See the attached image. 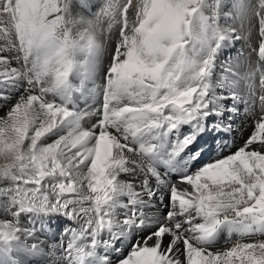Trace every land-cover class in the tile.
<instances>
[{
	"label": "snow or ice",
	"instance_id": "6c2138e0",
	"mask_svg": "<svg viewBox=\"0 0 264 264\" xmlns=\"http://www.w3.org/2000/svg\"><path fill=\"white\" fill-rule=\"evenodd\" d=\"M0 155V264H264V0H0Z\"/></svg>",
	"mask_w": 264,
	"mask_h": 264
},
{
	"label": "bare ground",
	"instance_id": "6f19581e",
	"mask_svg": "<svg viewBox=\"0 0 264 264\" xmlns=\"http://www.w3.org/2000/svg\"><path fill=\"white\" fill-rule=\"evenodd\" d=\"M247 125H245V129H247ZM3 162V156L2 155H0V163H2ZM233 238H235V237H233ZM223 241H221V243H222Z\"/></svg>",
	"mask_w": 264,
	"mask_h": 264
},
{
	"label": "rangeland",
	"instance_id": "374dc122",
	"mask_svg": "<svg viewBox=\"0 0 264 264\" xmlns=\"http://www.w3.org/2000/svg\"><path fill=\"white\" fill-rule=\"evenodd\" d=\"M224 242H222L221 244L223 245Z\"/></svg>",
	"mask_w": 264,
	"mask_h": 264
}]
</instances>
